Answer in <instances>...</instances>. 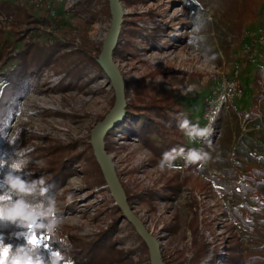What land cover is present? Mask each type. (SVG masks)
I'll use <instances>...</instances> for the list:
<instances>
[{
    "label": "rangeland",
    "instance_id": "obj_1",
    "mask_svg": "<svg viewBox=\"0 0 264 264\" xmlns=\"http://www.w3.org/2000/svg\"><path fill=\"white\" fill-rule=\"evenodd\" d=\"M8 1L27 13L20 0ZM81 1L47 0L55 16L39 21H28L23 11L0 12L12 17L9 24L0 26V52L6 49L12 55L0 60V94L1 75L21 60L26 59L23 67L29 73L25 91L12 100L2 120L0 155L8 158L13 151L3 136L19 130L15 147L26 149L30 161L23 171L43 170L71 153L87 151L93 127L112 107L114 91L97 62L111 14L102 11L103 0H93L79 12ZM245 2L120 0L123 15L146 27L144 36L150 42L144 45L143 39L132 54L123 51L113 56L123 79L131 85L125 101L133 99V87L143 89L148 97L168 96L182 109L181 118L214 129L209 138L195 141L180 129L179 149H203L211 159L187 165L178 157L176 167L163 171L161 159L153 160V153L137 136L124 138L120 130L110 144L121 185L126 181L143 190L133 199L131 209L156 238L164 263L264 264V185H258L264 179V125L260 121L264 108L255 110L256 118L248 114L254 110L259 89L264 93V5L256 18L245 19L240 40L226 43L227 32L239 21ZM31 10L32 17L43 13ZM33 43L45 53L39 55L26 46ZM47 49H53L51 54ZM81 54L87 60L80 59ZM213 55L214 60L207 59ZM89 57L95 58L102 71ZM237 79L242 97L232 96L231 86ZM163 133L166 140L178 137L170 128ZM82 176L74 166L57 189V215L62 217L58 232L63 240L68 236L90 240L112 221L109 214L116 204L108 187L87 186ZM148 189L154 191L151 197L146 194ZM117 229L114 246L130 264H151L148 248L147 252L141 248L125 218Z\"/></svg>",
    "mask_w": 264,
    "mask_h": 264
},
{
    "label": "trees",
    "instance_id": "obj_2",
    "mask_svg": "<svg viewBox=\"0 0 264 264\" xmlns=\"http://www.w3.org/2000/svg\"><path fill=\"white\" fill-rule=\"evenodd\" d=\"M92 2L93 0H82L79 3L82 8L79 7L78 11H83L84 8L89 7ZM245 4H247V6L242 10L239 21L235 24L231 32H227V44L240 40V30L244 25L245 19L252 20L256 18L258 15H260L264 5V3L262 4L258 0H246ZM26 7L28 8L27 13L25 8H20L11 1L0 0V12L18 13L19 11H23L24 16L28 18V21L30 22L32 20L39 21L42 18H46L45 11H43V13L39 16L32 17V7L27 5ZM102 8V11H105L108 15L110 14L108 0H103ZM138 22L139 21L128 19L123 15L117 41L112 50V56H120L121 52L123 51L132 54L131 52L138 48L137 42L142 41L143 39L145 41L144 45H148L150 43L148 40H146V36H144L148 32L146 27L140 26ZM154 30L157 31L158 28ZM26 46L30 49L34 48V51H37L39 55L45 53V49L40 48L37 44L33 43ZM5 50L6 49H3L0 52V60H2L3 57L10 58L12 56L9 55V51ZM52 50L47 49V54H51ZM85 57V54H81L80 59L83 60ZM25 60H21L20 64H18L16 67L1 75L4 83L0 94V130L4 124L2 121L3 118L7 116L12 108V100L15 99L20 93L25 91L26 80L29 77V73L27 72L28 67H23ZM89 60H91L93 64L97 65L98 69L102 71L95 58L89 57ZM38 61L39 60L37 57L35 58L34 62L31 63V70H33L32 67ZM123 80L125 97L127 98V91L131 85L125 78ZM135 83L140 86L141 81L136 80ZM133 91V99L131 101H126L125 114L122 120L113 128L108 129L104 135V140H107L104 144L107 152H110V144L113 143L115 133H118L120 130H122L124 138L137 136V138L153 153L155 157L153 160H157V158L162 159L163 154L165 152L171 151L172 149H179V147L182 145V140L179 139L180 128L178 123L184 118H181L182 109L178 107L177 102L168 96L148 97L145 95L144 90L140 88L133 87ZM257 101L259 103H257ZM259 107L264 108V93L261 89H259V92L254 97V110L248 113L249 118L253 119L258 116L255 110ZM260 121L264 125V116L260 117ZM168 128L172 129L173 133L177 134L178 137L175 139L171 138L169 140L163 138L165 133L162 135V130L167 131ZM208 145L209 141L206 142L205 146ZM67 148L68 151L72 150V147ZM86 150L87 151L76 154L71 153L67 155L65 159L59 164L50 165L49 167L43 168V170L37 169L33 172H28V170L23 171V175L25 177H39L43 175L47 181V186L49 187L47 197H53L55 199L59 194L57 192L58 187L61 186V184L64 182L63 180H65V178L70 175L74 166H78L83 172L82 179L87 186L105 185L106 182L104 180L101 168L96 161L92 153V148L88 142L86 143ZM0 159H7V157H2L0 155ZM3 171L4 168H0V174H2ZM179 185L174 188L175 192L179 189ZM258 185H264V179H262ZM122 186L125 191L127 201L132 208L133 199L140 196L143 190L140 187L131 186L126 181L122 182ZM153 193L154 191L152 189H148L146 191V194L149 197H151ZM58 213L59 210L57 211V214ZM109 215L112 219L109 225L105 229H100L91 237L90 240H82L80 237L68 236L64 239L67 242H64L63 237L58 232V238H51V240L46 238L45 242L51 245L52 250L59 249L62 254H65L66 258L70 259L71 264H107L111 262H116L117 264H130L131 260L124 255L121 249H116L114 246L116 239L114 237V232L118 230V223L124 217L122 216L117 205L113 206V209L110 211ZM125 222L127 226L131 228L133 237L139 240L141 248L147 252V246L145 242L134 230L132 224L126 219ZM17 230L18 229H16L15 226H0V236L3 237L4 243L11 244L14 248L17 245L24 244L25 241L23 238L17 239L13 235V233ZM38 251L45 257V259H47L49 251L44 249H39ZM165 264L168 263L165 262Z\"/></svg>",
    "mask_w": 264,
    "mask_h": 264
},
{
    "label": "clouds",
    "instance_id": "obj_3",
    "mask_svg": "<svg viewBox=\"0 0 264 264\" xmlns=\"http://www.w3.org/2000/svg\"><path fill=\"white\" fill-rule=\"evenodd\" d=\"M215 55L207 57L214 60ZM151 63L156 61L146 57ZM139 78V77H137ZM231 87H235L232 85ZM191 89H189L190 91ZM224 100V97H220ZM214 121V116L209 117ZM179 128L184 132L190 141L209 138L214 129L211 125L200 127L192 124L187 118L178 123ZM19 137V130L7 132L3 138L7 145L13 149L7 159H0L4 162L0 185L6 192L15 194L12 198L0 195V226H15L17 231L13 235L23 238L22 245L15 248L11 244L0 242V264H71L59 249L49 251L47 259L38 251L37 246L31 243L36 233H43L48 238H58L57 234L62 224V217L57 215V203L55 198L47 197L49 187L43 175L39 177H25L23 170L30 163L25 156V150H18L16 146ZM182 158L187 165L207 162L211 159L210 154L203 149L191 148L187 151L183 148L172 149L165 152L160 160L161 171L176 167L174 161ZM39 163V162H37ZM67 199H72L69 193Z\"/></svg>",
    "mask_w": 264,
    "mask_h": 264
},
{
    "label": "water",
    "instance_id": "obj_4",
    "mask_svg": "<svg viewBox=\"0 0 264 264\" xmlns=\"http://www.w3.org/2000/svg\"><path fill=\"white\" fill-rule=\"evenodd\" d=\"M108 3L111 23L107 36L103 41L97 62L110 79L114 91V101L109 112L93 127L90 134V144L96 161L101 168L106 186L114 199V203L119 208L122 216L132 224L134 230L147 245L150 263L165 264L160 256L156 238L147 231L142 221L128 205L124 189L115 173L111 156L105 149L103 142L106 131L119 123L123 118L126 106L123 77L118 67L115 65L112 56V50L117 41L124 12L120 0H108Z\"/></svg>",
    "mask_w": 264,
    "mask_h": 264
},
{
    "label": "built area",
    "instance_id": "obj_5",
    "mask_svg": "<svg viewBox=\"0 0 264 264\" xmlns=\"http://www.w3.org/2000/svg\"><path fill=\"white\" fill-rule=\"evenodd\" d=\"M22 4L31 6L32 9L39 11V12H46V16L49 15L51 17H54V12L51 9V6L47 2V0H20ZM12 17L11 15H2L0 14V26L1 25H7L11 22ZM237 74V73H236ZM237 84L233 88V95L235 97H241L243 94V89L240 87L239 80L237 79Z\"/></svg>",
    "mask_w": 264,
    "mask_h": 264
},
{
    "label": "snow or ice",
    "instance_id": "obj_6",
    "mask_svg": "<svg viewBox=\"0 0 264 264\" xmlns=\"http://www.w3.org/2000/svg\"><path fill=\"white\" fill-rule=\"evenodd\" d=\"M3 164H4V162L2 160H0V168H3ZM0 195H4V196H6L8 198H12L15 194L6 192L4 190V188H3V185H0ZM45 239H46L45 234L36 233L33 236V239L31 241V243L33 245L37 246L38 250L39 249H44V250H47V251H51L52 250L51 245L49 243H46ZM47 239L51 240L50 237H48ZM0 242H4L2 236H0Z\"/></svg>",
    "mask_w": 264,
    "mask_h": 264
}]
</instances>
